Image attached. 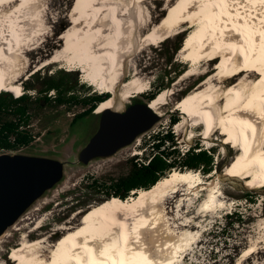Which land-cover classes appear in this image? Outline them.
<instances>
[{"label": "bare ground", "instance_id": "6f19581e", "mask_svg": "<svg viewBox=\"0 0 264 264\" xmlns=\"http://www.w3.org/2000/svg\"><path fill=\"white\" fill-rule=\"evenodd\" d=\"M143 1L132 0L131 5L123 6L126 0H75L73 23L76 26L86 22V25L76 26V32L65 38L64 60L71 67L68 71L82 72L86 82L96 86L101 94H116L115 87L121 77L117 68H122L124 62L122 47L126 38L135 34L134 7ZM167 1L174 3L162 22L147 34L149 44L170 38L171 34H163L166 27L167 31L188 22L194 29L186 36L182 53L191 66L182 77L200 74L197 70L210 60L218 62L212 73L209 68L203 70L202 73L208 74L205 81L178 103L182 121L177 124L188 123L194 130L203 127L205 142L218 132L224 137L223 146L234 143L239 155L222 178L249 180L246 182L249 188L264 189V0ZM34 2L0 0V8L16 5L0 22V93H14L15 97L23 94L20 85L9 82V72L16 63L15 52L29 36L31 28H27V22L37 20L32 8ZM128 29L131 33L126 37ZM58 58L53 56L50 62H59ZM235 77L238 80L224 88L223 81L229 82ZM166 96V92L159 93L148 108L163 116L159 110L166 105ZM117 100L111 98L100 103L98 112L115 110ZM200 182L195 173L175 171L151 189L141 190L138 198L120 201L114 197L85 212L80 226L65 228L68 230L53 247L49 260L38 253V247L45 243L41 238L23 241L13 259L19 264H175L194 237L185 232L174 240L170 233L162 230L164 218L158 202L165 192L182 183L188 185L187 193L198 200ZM213 189L216 188L210 191ZM214 192L195 213L198 218H212L209 214L217 209ZM253 250L256 251L252 247L244 250L240 259L245 260Z\"/></svg>", "mask_w": 264, "mask_h": 264}, {"label": "rangeland", "instance_id": "374dc122", "mask_svg": "<svg viewBox=\"0 0 264 264\" xmlns=\"http://www.w3.org/2000/svg\"><path fill=\"white\" fill-rule=\"evenodd\" d=\"M74 1L35 0L32 8L37 20L30 21V19L27 22V28L31 30L27 32L29 36L22 42L21 48L14 54L17 58L9 72V82L20 85L22 88V83L37 72L41 75H51L56 71H68L71 68L64 60L65 38L69 34H74L77 27L86 25V22L76 25L77 27L74 25L75 16L72 13ZM131 1L126 0L122 5H131ZM173 3L167 0H144L141 5H135L134 16L135 20L137 19L135 34L128 39L127 36L131 33L128 29L123 51L121 49L123 69L117 68L121 77L118 76L116 94L109 93L112 99H118L116 111L123 112L136 103L148 106L151 101L147 99V96L154 91L155 85L163 76L170 72L179 70L185 72L187 68L190 69L191 63L182 53L185 40L176 55L172 51V46L178 41L177 35H183L186 38L194 29L190 23L186 22L182 26L167 31L166 27L163 34H171V41L165 46L161 44L164 40L150 45L147 38V34L162 22L161 18H164ZM14 6L16 5L10 4L0 8V22L13 12ZM26 19H29L28 16ZM125 47L128 49L125 50ZM53 56H58L59 62H50ZM217 63L210 60L208 64L197 70L201 72L200 74L185 78L182 77L183 74L179 76L169 88L162 91L167 93V103L159 110L163 116H159V121L149 131L138 136L131 145L120 149L113 156L94 159L87 165L79 162V153L98 130L99 106L93 114L76 123L73 121L75 115L82 113L79 106L41 108L32 125V132L36 136L34 143L17 154L59 160L64 163V176L58 184L35 201L0 237V264H19L13 259L18 246L23 241L31 242L40 238L44 239L45 243L38 247V253L49 260L53 256V247L58 244L65 230H68L65 228L76 229L80 226L85 212L112 199H108L107 189H92L90 186L92 181L116 179L127 175L133 159L142 158L146 153L151 152L150 143L153 137L168 131L174 133L177 149L182 154L197 144L199 148L213 155L214 159L212 173L204 174L201 169L182 171L174 169L163 178H168L175 171L191 172L195 173L202 183L197 189L201 199L196 200L193 194H188V185L182 183L165 192L163 199L158 202L160 215L164 218L161 229L164 228L166 233H170L174 240L181 238L185 232L194 237L175 264H264V189L249 188L247 186L249 180L246 183L243 180L231 181L222 178L224 173L229 172L239 155L234 143L223 146L224 137L218 132H214L205 142L202 138L203 127L194 130L188 123L183 126L177 124L182 121L180 111H177L178 103L205 81L208 74L202 73L203 70L209 68L212 73ZM72 72L77 74L80 85L89 87L92 93H102L96 86L86 82L82 72ZM258 76L257 73L256 77ZM236 80L238 77L228 80L229 82L223 81L224 88ZM215 84H220V81H215ZM29 93L35 95L33 92ZM126 94H131V97L124 98ZM13 95L16 96L14 93ZM173 120L178 122L171 126ZM213 187L216 188L213 189L215 192L210 191ZM140 192L141 190L132 191L126 201L131 197L138 198ZM211 192L217 195V209L209 214L212 218L200 219L195 213L202 208ZM245 195L250 197L245 199ZM35 226L40 227L36 229ZM249 247L256 251L253 250L252 255L241 260L243 251Z\"/></svg>", "mask_w": 264, "mask_h": 264}, {"label": "trees", "instance_id": "16d2710c", "mask_svg": "<svg viewBox=\"0 0 264 264\" xmlns=\"http://www.w3.org/2000/svg\"><path fill=\"white\" fill-rule=\"evenodd\" d=\"M176 38L178 41L172 46L174 55L183 46L185 36L177 35ZM170 41L169 38L161 44L165 46ZM183 73L184 70L167 73L155 85L154 91L148 94L147 99L150 101L155 99ZM22 84L23 94L19 97H15L10 92L0 93V153H20L34 143L36 136L32 132V125L41 108L79 106L82 113L75 115L73 121L76 123L93 114L99 104L110 97L109 93L95 94L89 87L80 85L77 74L72 71L59 70L51 75H41L37 72ZM177 122L173 120L170 125L173 126ZM176 143L172 131L154 136L150 143L151 152L146 153L142 158L133 159L135 162L132 160L127 175L104 181L95 179L90 185L91 188L107 189L108 199L116 197L123 201L132 191L151 189L174 169L180 171L201 169L204 174L213 171L214 159L208 151L202 150L196 144L182 154L177 149ZM245 197L248 199L250 196L245 195Z\"/></svg>", "mask_w": 264, "mask_h": 264}, {"label": "water", "instance_id": "95a60500", "mask_svg": "<svg viewBox=\"0 0 264 264\" xmlns=\"http://www.w3.org/2000/svg\"><path fill=\"white\" fill-rule=\"evenodd\" d=\"M158 121L159 116L145 104L136 103L123 112L104 111L99 114L97 132L79 153V162L87 165L94 159L113 156ZM63 176L64 163L59 160L23 154L0 155V237Z\"/></svg>", "mask_w": 264, "mask_h": 264}, {"label": "built area", "instance_id": "2783aa9c", "mask_svg": "<svg viewBox=\"0 0 264 264\" xmlns=\"http://www.w3.org/2000/svg\"><path fill=\"white\" fill-rule=\"evenodd\" d=\"M2 154H17V153H15V152H9V153H0V155H2Z\"/></svg>", "mask_w": 264, "mask_h": 264}]
</instances>
